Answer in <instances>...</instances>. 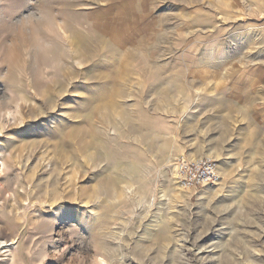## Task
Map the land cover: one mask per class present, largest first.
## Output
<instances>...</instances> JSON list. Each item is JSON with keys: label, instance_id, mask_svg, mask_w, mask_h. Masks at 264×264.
Returning a JSON list of instances; mask_svg holds the SVG:
<instances>
[{"label": "rangeland", "instance_id": "rangeland-1", "mask_svg": "<svg viewBox=\"0 0 264 264\" xmlns=\"http://www.w3.org/2000/svg\"><path fill=\"white\" fill-rule=\"evenodd\" d=\"M0 264H264V0H0Z\"/></svg>", "mask_w": 264, "mask_h": 264}, {"label": "built area", "instance_id": "built-area-1", "mask_svg": "<svg viewBox=\"0 0 264 264\" xmlns=\"http://www.w3.org/2000/svg\"><path fill=\"white\" fill-rule=\"evenodd\" d=\"M176 177L185 188H198L217 179L213 161L207 157L185 158L175 161Z\"/></svg>", "mask_w": 264, "mask_h": 264}, {"label": "bare ground", "instance_id": "bare-ground-1", "mask_svg": "<svg viewBox=\"0 0 264 264\" xmlns=\"http://www.w3.org/2000/svg\"><path fill=\"white\" fill-rule=\"evenodd\" d=\"M6 246V245H5ZM244 246H245V244H244ZM246 251V250H245ZM247 251H249V250H247Z\"/></svg>", "mask_w": 264, "mask_h": 264}]
</instances>
